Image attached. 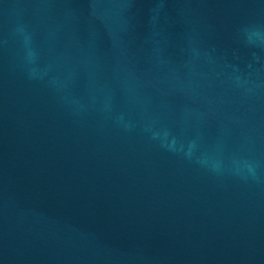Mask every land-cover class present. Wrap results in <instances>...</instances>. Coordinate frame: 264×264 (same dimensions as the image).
<instances>
[{
	"label": "water",
	"instance_id": "obj_1",
	"mask_svg": "<svg viewBox=\"0 0 264 264\" xmlns=\"http://www.w3.org/2000/svg\"><path fill=\"white\" fill-rule=\"evenodd\" d=\"M0 264H264V0H0Z\"/></svg>",
	"mask_w": 264,
	"mask_h": 264
}]
</instances>
